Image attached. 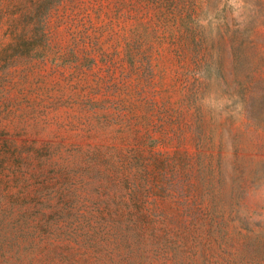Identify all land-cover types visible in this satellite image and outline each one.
I'll list each match as a JSON object with an SVG mask.
<instances>
[{"label":"rangeland","instance_id":"374dc122","mask_svg":"<svg viewBox=\"0 0 264 264\" xmlns=\"http://www.w3.org/2000/svg\"><path fill=\"white\" fill-rule=\"evenodd\" d=\"M0 264H264V0H0Z\"/></svg>","mask_w":264,"mask_h":264}]
</instances>
